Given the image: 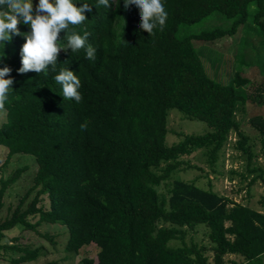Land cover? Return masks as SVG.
I'll list each match as a JSON object with an SVG mask.
<instances>
[{"label":"trees","instance_id":"16d2710c","mask_svg":"<svg viewBox=\"0 0 264 264\" xmlns=\"http://www.w3.org/2000/svg\"><path fill=\"white\" fill-rule=\"evenodd\" d=\"M74 2L93 7L75 30L90 34L95 61L86 59L83 50L61 51L56 72L47 77L19 74L24 36L0 45V68L10 67L14 80L0 146L9 151L6 163L16 154H27L38 165L33 185L5 220L4 199L27 168L0 178V253H20L10 258L11 264L35 261L40 248L19 246L18 239L5 243L6 233L15 228L37 231L48 223L68 229L65 251L70 255L92 244L99 248L97 261L83 259L81 264H264V211L235 200L241 188L228 196L215 191L212 182L203 189L193 181H171L184 165L197 169L182 159L199 151L215 171L235 135L232 148L244 159L246 170L239 176L249 181L248 193L259 180L264 183L259 163L264 158V115L250 117L257 145L236 119L239 105L264 104V80L237 74L231 85L214 81L192 44L234 36L251 20L264 40V0H163L166 26L152 36L139 29V10L134 5L125 10L123 0H109V8L98 9V0ZM215 12L234 20L232 27L177 37L181 25L199 23ZM18 27L21 33L30 31L22 22ZM67 67L82 83L79 104L64 101L53 78ZM249 84L253 93L242 95L240 90ZM174 109L189 120L205 122L209 131L184 135L169 145ZM237 174L232 170L231 179ZM164 183L166 194L159 189ZM199 227L206 228L209 244L187 245L188 231ZM173 241L183 246L174 247Z\"/></svg>","mask_w":264,"mask_h":264},{"label":"rangeland","instance_id":"374dc122","mask_svg":"<svg viewBox=\"0 0 264 264\" xmlns=\"http://www.w3.org/2000/svg\"><path fill=\"white\" fill-rule=\"evenodd\" d=\"M33 5L38 4L39 0H32ZM255 9V8H254ZM234 20L226 18L219 12H215L206 19L193 25H181L177 33V37L181 40L187 39L190 36L200 35L205 32L214 30H228L232 27ZM258 27L253 23V20L241 27L234 36H227L213 43L193 40L199 58L201 59L208 77L223 85L233 84V79L239 74L243 78H250L253 81L264 80V40L260 34ZM248 88V90H246ZM240 90V93L245 96L253 93L250 84ZM248 107L239 105L236 119L243 125V130L251 138V144L257 145V132L253 129L250 118L254 114L264 115V104H247ZM7 121V111H0V127ZM168 144L173 145L183 140L184 135H203L209 131L208 125L199 120H189L180 111L174 109L170 111L168 122ZM182 135V136H180ZM237 137L232 135L230 142L227 145L225 159L217 163L213 171L204 151L193 153L191 156H186L182 160L186 164L197 167L190 169L186 165L185 168L179 170L172 175L171 181L174 179L187 182H196L198 187L208 189L210 182L213 188L219 190L221 194L228 196L234 195L239 188L243 191L240 196L235 197V200L243 202L252 207L262 210L264 207V185L259 180L251 187V194L248 193L249 181L243 182L239 174L244 172L245 162L241 157V153L234 150L232 146L235 144ZM260 150L259 146L256 151ZM8 149L0 146V178L10 177L17 169L27 168L21 178L7 192L4 199L5 207L1 217L5 220L10 216L15 207L20 203L21 198L26 194L29 188L33 185V180L38 171V165L35 157L27 154H16L10 162L6 163ZM259 163L264 167V158L259 159ZM236 171L237 175H232L231 171ZM241 175V174H240ZM251 178V177H250ZM167 185L164 183L159 189L162 194L167 193ZM36 195V191L31 195V199ZM260 199V202H259ZM43 205H48V199L43 197ZM32 222H36L37 218H32ZM206 228L199 227L196 231H188L185 243L209 244L206 237ZM7 238L5 243L12 242L18 239L16 244L22 247L31 249L40 248V256L33 262L24 264H81L83 259L98 260L99 248L92 244L81 249L78 255H70L65 251V246L69 239V232L66 227L61 225H52L43 223L38 227L37 231L15 228L6 233ZM171 245L174 247L183 246L181 241H173ZM20 253L13 252L0 253V264H11L10 258L17 257Z\"/></svg>","mask_w":264,"mask_h":264},{"label":"clouds","instance_id":"9594fccd","mask_svg":"<svg viewBox=\"0 0 264 264\" xmlns=\"http://www.w3.org/2000/svg\"><path fill=\"white\" fill-rule=\"evenodd\" d=\"M133 5L139 10L140 30L149 36L154 35L156 30L163 31L168 19L163 0H123L125 10ZM100 6L109 8V0H98L95 8ZM92 9L87 3L77 7L74 0H39L35 6L32 0H0V45L4 47L14 36H24L25 43L20 48L22 66L18 69L19 74L35 72L47 77L50 71L56 72L61 51L71 50L74 54L83 50L86 59L95 61L97 49L88 42L90 34L85 30L81 35L75 30L88 20L84 13H90ZM21 22L30 27L29 32H20L18 25ZM62 32L63 37L60 35ZM64 63L69 62L66 60ZM11 71L8 66L0 68V111L5 110L9 94L13 91ZM53 78L61 88L59 94L64 101L82 102V83L76 73L68 67L61 68ZM80 128L86 130L87 121Z\"/></svg>","mask_w":264,"mask_h":264},{"label":"crops","instance_id":"0c3cea01","mask_svg":"<svg viewBox=\"0 0 264 264\" xmlns=\"http://www.w3.org/2000/svg\"><path fill=\"white\" fill-rule=\"evenodd\" d=\"M250 118V117H249ZM262 159V158H261ZM261 184H263L264 185V183L262 182ZM215 190V189H214ZM215 191H217V192H219L220 193V191L219 190H215ZM263 195H264V192H263ZM259 202H260V199H259ZM249 206H251L252 207V205H249ZM252 208H254V207H252ZM255 210H258V209H256V208H254ZM258 211H260V212H263L264 211V207H263V209L262 210H258Z\"/></svg>","mask_w":264,"mask_h":264}]
</instances>
